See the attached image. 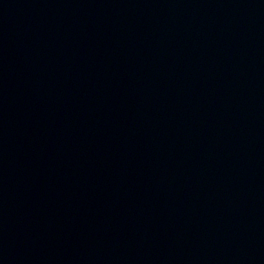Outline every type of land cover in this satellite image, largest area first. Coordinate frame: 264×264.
<instances>
[{
    "label": "water",
    "instance_id": "water-1",
    "mask_svg": "<svg viewBox=\"0 0 264 264\" xmlns=\"http://www.w3.org/2000/svg\"><path fill=\"white\" fill-rule=\"evenodd\" d=\"M0 264H264V0H0Z\"/></svg>",
    "mask_w": 264,
    "mask_h": 264
}]
</instances>
